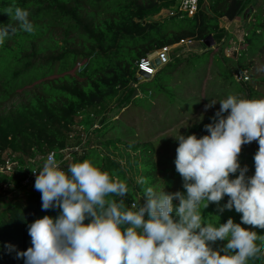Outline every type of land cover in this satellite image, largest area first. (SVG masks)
<instances>
[{"label": "trees", "instance_id": "16d2710c", "mask_svg": "<svg viewBox=\"0 0 264 264\" xmlns=\"http://www.w3.org/2000/svg\"><path fill=\"white\" fill-rule=\"evenodd\" d=\"M258 2L261 0H200L199 10L192 17L167 15L160 19L158 17L167 10H177L180 0H0V26L11 23L16 26L8 11L11 9L14 14L19 7L26 9L33 20L63 26L67 36L65 44L58 47L60 52L54 49L45 58L39 56L35 45L23 52L27 40L34 44L35 38L42 35L39 24H34L32 33L18 30L0 45V100L8 99L17 88L23 89L27 96L25 101L0 113V166L4 163L3 152L7 150L21 155V159L55 151L57 158L62 159L70 145L73 126L79 125L86 138L83 141V134L76 135V145L85 146L81 153L73 151L71 163L93 159L103 170L115 173L128 184L130 194L125 198L126 203L129 206L135 203L141 196L138 193L144 186L151 185L154 178L148 158L155 144L145 120L157 115L158 122L166 124L169 121L165 118L167 109L174 96L192 97L197 103L195 113L202 106L201 92L209 104L211 100L217 101L213 110L200 112L201 119L185 131V136L196 134L198 138L208 134L205 125L213 122L220 109L219 102L229 94L246 99L264 98V6L261 3L256 7ZM247 8L250 11L243 18ZM240 17L245 35L239 52L227 57L225 48L230 31L221 27V20L226 18L233 22ZM71 33L79 37L82 49L72 46ZM210 34L222 38L218 43L220 47H207L205 39ZM16 38L20 41L14 49L10 42ZM187 38L200 42L204 49L200 51L193 46L188 54L182 49L175 51L168 64L171 75L163 77L164 66L159 68L145 81L155 80V87L147 94L138 82L131 86L141 58ZM249 68L250 80L235 79L234 71L248 74ZM191 70H194L193 78H186ZM204 80L205 91L201 87ZM29 85L32 87L27 88ZM193 87L198 94L188 92ZM138 88L144 97H136ZM168 96L173 99L169 103ZM133 105H138L139 109L131 114L136 113L143 125L139 136L147 140L130 141L128 136L133 138L135 127L125 121L116 123L120 118L115 119L118 114ZM113 111L114 116L109 117ZM121 126H126L127 131L121 130ZM114 129L118 133L108 137V132ZM93 133L98 137L96 145L90 144ZM255 143L258 142L242 145L241 167L245 166V150ZM62 167L67 169L68 162H63ZM238 174H233L232 178ZM247 175L250 176V171ZM25 177L24 170L13 175L0 172V197L12 192V186L19 189L12 202L0 210V264H24L17 253L31 247L28 226L46 215L56 217L60 213L58 208L42 210L41 193L36 189L26 190L22 185ZM141 177L148 180V185L137 183V178ZM4 184H7L6 189L2 187ZM1 190H5L3 195ZM228 199L225 196L219 205L210 204L203 212V219L214 221L216 214L232 211H215L216 206L220 209ZM248 262L264 264V254Z\"/></svg>", "mask_w": 264, "mask_h": 264}, {"label": "clouds", "instance_id": "9594fccd", "mask_svg": "<svg viewBox=\"0 0 264 264\" xmlns=\"http://www.w3.org/2000/svg\"><path fill=\"white\" fill-rule=\"evenodd\" d=\"M8 13L19 28L0 26V45L18 30L34 31L26 9ZM216 103L211 100L205 108ZM219 104L213 122L205 125L207 135L176 137L174 163L186 192L145 186L143 202L129 206L128 184L115 173L93 159L64 169L50 152L34 171V187L41 193L42 210L58 208L60 213L31 223V247L17 256L24 264H248L264 254V236L257 235L264 233V98L229 94ZM253 141L259 148L254 175L248 176L239 156L242 145ZM137 183L148 185V180L141 177ZM225 196L229 199L220 212L235 209L241 222L220 223L217 215L216 224L206 222L204 210ZM224 240L223 248L213 247Z\"/></svg>", "mask_w": 264, "mask_h": 264}, {"label": "rangeland", "instance_id": "374dc122", "mask_svg": "<svg viewBox=\"0 0 264 264\" xmlns=\"http://www.w3.org/2000/svg\"><path fill=\"white\" fill-rule=\"evenodd\" d=\"M261 3H262V6H264V0H261V2L257 3L256 7H260ZM252 6L253 5H251V7ZM167 15H169V14L167 12H164L158 18L163 19ZM29 20L32 22L33 26H34V24H36V25L39 24L43 33L41 36L39 35L37 38H35L34 44H31L30 39L27 40V42L25 43V48H24L23 52L24 53L28 52L29 51L28 47H31V49H33L32 45L36 46L37 51L39 53V56L42 58H45L46 56L51 55L53 53L54 49L56 50V53L60 52V49L58 47L61 46L62 44H65L64 38L67 37L64 34V32H65L64 27L60 26V25H49L46 20H33L30 17H29ZM238 20L240 21L241 19L239 18ZM16 27L19 28V25L17 22H16ZM229 29L231 31L230 32V38H227V39H229L228 46H231V47L226 49L228 47L227 46L225 49H226V52L228 53V55H233L234 53H238V52H235V50H234L235 47L238 48V51L240 49V42L242 41V38L244 37L245 30H244L243 24H240L238 26L232 25L231 27H229ZM70 37H71L70 43L72 44V46L80 48V49L83 48V46L80 43L79 37L75 33H71ZM213 37H214V44H213L214 46H212L213 47L212 49H214L216 47H220L218 43L220 41H222V38H219V36H213ZM18 41H20V38L19 39L16 38L15 41H11L10 46L13 47L14 49H16L18 47V45H17ZM194 46H196V48L200 51H202L204 49L203 44H201L200 42L194 43ZM186 53L188 54L189 51H187ZM174 54H173V56H174ZM182 55H181V57H182ZM186 55H183V56L185 57ZM227 57H229V56H227ZM253 68H254V66L252 65V69ZM262 69H263V66H262ZM169 71H170V67L168 65L164 66L162 68L161 75L163 77H167V76L171 75L169 73ZM248 71H249L248 74L251 78L252 76L250 74V71H251L250 68L248 69ZM187 73H188V76H186V78H193L194 70H191ZM262 73H264V71H262ZM138 75L139 74H137V76ZM146 80H150V78L147 79V78L143 77V79L138 82V85L141 84V86L147 91L146 92V94H147L149 92L148 90L155 87V83H154L155 80L145 82ZM204 84H205V80H204L203 85L201 86L203 88V91H205V87H206ZM29 87L31 88L32 85H29L27 88H29ZM0 88H1V83H0ZM157 89H158V86H157ZM201 91H202V89H201ZM188 92H194V93L198 94L197 89L194 87L190 88ZM136 93H138V95L136 97H139V98L144 97V94L141 92V90L139 88L136 90ZM204 95L205 94L204 93L202 94V92H201V96H203L202 97V103H201L202 106L199 109L198 113H195L197 103L195 102V100L192 97H189V99H186V98L182 99L180 96H174V101L169 103L173 99L171 96H168V97H166V101L170 104V106L167 109V115H166L167 117H165V118L168 119L169 121L166 124H165V121L163 122V124H160L158 122V120L156 119L157 115H155V117H153L152 120H149V121L147 119L145 120L147 129H149V134L153 135L152 137H150V139L155 144L154 150L152 153H150L149 158H148L150 166L152 167L151 169H152V173H153V177H154L152 184L149 186H154V187L159 188V189L165 188V191L168 193H174L177 191L186 192V190L183 188L184 181L181 178V175L176 171V166L174 163L175 158H176V149L179 146V141L176 139V137L178 138L180 135H185V131L191 125H193L194 123L198 122L201 119V117L199 115L200 112H207V111L213 110L212 107L208 108V109L205 108V106L208 105L209 103H208L206 97L204 98ZM26 97L27 96H26V93L24 92V90L17 88V90L14 91L8 99L0 100V113H4L8 109H11L17 103L25 101ZM141 104H139V106H141ZM142 107L143 106H141L140 108H142ZM127 109L122 110L118 114V117H116L115 119H117L119 117L120 118L116 120V123H120V121H125L126 124H128L132 127H135V134H133V138H131L132 135L128 136V139L130 141H135V140L138 141L139 139L147 140L144 137L139 136V132H141V130L143 128V125L140 123V118L138 116H136L137 115L136 113L131 114L133 112V110L137 111V109H139L138 105L131 106V108L128 111H127ZM146 113H148V112H146ZM194 113H195V115H194ZM114 114H115V111H113L111 114H109V117L114 116ZM144 114H145V112L142 114V116H144ZM192 115H193V117L189 118ZM182 117H184V118H182ZM175 119H177V120H175ZM98 124H99V122L95 126H97ZM163 126H164V129H163ZM73 128L74 129L71 133L73 135H75L74 137H76V135H79L80 133L81 134L84 133L83 128L79 125H75V126H73ZM94 128H92V129H94ZM120 129L127 131L126 126H121ZM92 132H93V130H92ZM117 133H118L117 129H114L112 131L110 130L108 132L107 136L109 137L112 135H116ZM96 141H98V137H96V134L93 133L91 135V143L90 144L96 145ZM84 146L83 145L82 146L76 145V138L75 139L71 138L68 150L64 153L63 157H61V158L65 159L64 162L67 161L68 165H70V163L72 161V157H73V154H72L73 151H78L79 153H81ZM258 148H259L258 143H255L252 146H249V149L245 150L246 151V153H245V166L248 167V169L250 171V176L254 175V172H255L254 155L258 151ZM8 175H10V174H8ZM11 190H12V192H9V193H7V192L4 193L5 190H1L2 195H3V193H4V195H3V197H0V210H2L4 207H6L8 204H10L12 202L14 193L19 191V189H17V187H15V186H12ZM138 195H141V196H138L137 199H135V203H137V204L141 203V201H139V200L143 199V189H142V192L138 193ZM178 203H179L178 200H174V204L178 205ZM216 210H219V206L215 207V211ZM173 214H175V213H173ZM217 216L220 217V223H225L229 218H232L234 220V222H236V223H240L242 214L237 213L235 211V209H233L232 211H227L226 213L221 214V215H217ZM217 216H216V218H214V221H210L209 219H207L205 221L206 222H212V223L216 224L219 220V217H217ZM242 227H245L249 230L255 231V229H252L251 226H249V225H242ZM257 235L258 236H264V233L257 231ZM227 242H228L227 240L216 241L213 244V247L215 249L223 248L227 244ZM248 264H249V262H248Z\"/></svg>", "mask_w": 264, "mask_h": 264}, {"label": "built area", "instance_id": "2783aa9c", "mask_svg": "<svg viewBox=\"0 0 264 264\" xmlns=\"http://www.w3.org/2000/svg\"><path fill=\"white\" fill-rule=\"evenodd\" d=\"M199 4H200V0H180V5L177 10H167L166 12L169 15L183 16L186 14L192 17L198 12ZM238 19L239 18L235 19L233 22H230L228 19L222 18L221 27L230 31L229 27H231L232 25L238 26L240 24H243L242 23L243 19L240 18L241 19L240 21ZM194 43H195V39L187 38L181 40L179 43L164 46L159 50L149 53L146 57L141 58V60L137 62L138 74L139 71L142 70L148 73L150 77L154 76L160 67L168 65L173 60L174 58L173 54L175 53V51H177L178 49H182V51H188L193 48ZM229 47L231 46H228L226 49H228ZM226 49H225V53L227 56L230 57L231 55H228ZM234 50L235 52H239L237 47H235ZM156 59H159L160 66L156 64L155 62ZM234 77L239 82L247 81L250 79L249 75L247 74V71H234ZM74 136L75 135L71 133L70 140L71 138L74 139L75 138ZM82 138L84 141L86 135L83 134ZM67 150L68 147L64 152H66ZM50 152H55V151H50ZM50 152L39 153L36 156L23 157L21 159V155L15 154L11 150L4 151L3 152L4 163L0 166V172L4 174L13 175L17 171L24 170L26 172V177L22 181L23 187L26 188V190L28 191L35 190L34 184L38 172H34V171H38L42 168V165L45 162L46 157ZM58 160L61 162V167H62V162H64L65 159L62 158ZM2 187L5 189L7 187V184H4Z\"/></svg>", "mask_w": 264, "mask_h": 264}, {"label": "water", "instance_id": "95a60500", "mask_svg": "<svg viewBox=\"0 0 264 264\" xmlns=\"http://www.w3.org/2000/svg\"><path fill=\"white\" fill-rule=\"evenodd\" d=\"M207 10L209 11V7H207ZM249 11H250V9H247V10L244 12V14H243V18H246V16H247V14L249 13ZM210 13H211V11H210ZM205 43H206V45H207L209 48H213L212 46H214V45H213V44H214V37H213L212 34H210V35L205 39ZM155 62H156V64H157L158 66H160V61H159V59H156ZM143 77L148 79V78H150V75H149L148 73H146L145 71H142V70L139 71V75L136 76V77L134 78V81L131 83V86L134 85L136 82H139L140 80H142Z\"/></svg>", "mask_w": 264, "mask_h": 264}, {"label": "crops", "instance_id": "0c3cea01", "mask_svg": "<svg viewBox=\"0 0 264 264\" xmlns=\"http://www.w3.org/2000/svg\"><path fill=\"white\" fill-rule=\"evenodd\" d=\"M232 25V24H231ZM234 26V25H233Z\"/></svg>", "mask_w": 264, "mask_h": 264}]
</instances>
